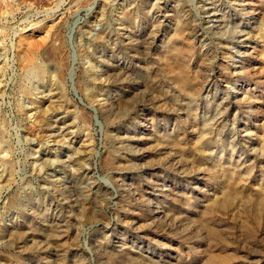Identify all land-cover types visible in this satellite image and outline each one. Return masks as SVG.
<instances>
[{
    "label": "rangeland",
    "instance_id": "obj_1",
    "mask_svg": "<svg viewBox=\"0 0 264 264\" xmlns=\"http://www.w3.org/2000/svg\"><path fill=\"white\" fill-rule=\"evenodd\" d=\"M0 264H264V0H0Z\"/></svg>",
    "mask_w": 264,
    "mask_h": 264
},
{
    "label": "water",
    "instance_id": "obj_2",
    "mask_svg": "<svg viewBox=\"0 0 264 264\" xmlns=\"http://www.w3.org/2000/svg\"><path fill=\"white\" fill-rule=\"evenodd\" d=\"M75 95L77 96V98L79 99V101H80L81 103H83L82 99L77 95L76 92H75ZM96 118H97V117H96ZM98 123H100V121H99Z\"/></svg>",
    "mask_w": 264,
    "mask_h": 264
},
{
    "label": "bare ground",
    "instance_id": "obj_3",
    "mask_svg": "<svg viewBox=\"0 0 264 264\" xmlns=\"http://www.w3.org/2000/svg\"><path fill=\"white\" fill-rule=\"evenodd\" d=\"M4 180L6 179V178H3ZM2 182V181H1ZM5 182V181H4ZM3 187V186H2Z\"/></svg>",
    "mask_w": 264,
    "mask_h": 264
}]
</instances>
